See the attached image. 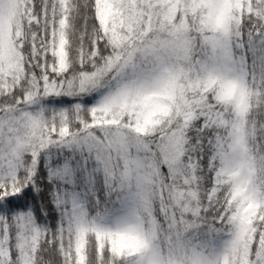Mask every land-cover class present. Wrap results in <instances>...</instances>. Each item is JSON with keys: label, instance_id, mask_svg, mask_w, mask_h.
Instances as JSON below:
<instances>
[{"label": "snow or ice", "instance_id": "obj_1", "mask_svg": "<svg viewBox=\"0 0 264 264\" xmlns=\"http://www.w3.org/2000/svg\"><path fill=\"white\" fill-rule=\"evenodd\" d=\"M0 264H264V0H0Z\"/></svg>", "mask_w": 264, "mask_h": 264}]
</instances>
